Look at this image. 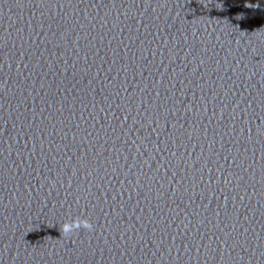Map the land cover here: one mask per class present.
<instances>
[{"label": "water", "instance_id": "obj_1", "mask_svg": "<svg viewBox=\"0 0 264 264\" xmlns=\"http://www.w3.org/2000/svg\"><path fill=\"white\" fill-rule=\"evenodd\" d=\"M0 264H264V0H0Z\"/></svg>", "mask_w": 264, "mask_h": 264}, {"label": "clouds", "instance_id": "obj_2", "mask_svg": "<svg viewBox=\"0 0 264 264\" xmlns=\"http://www.w3.org/2000/svg\"><path fill=\"white\" fill-rule=\"evenodd\" d=\"M73 230V227L72 226H66L65 228H64V231L65 232H71Z\"/></svg>", "mask_w": 264, "mask_h": 264}]
</instances>
